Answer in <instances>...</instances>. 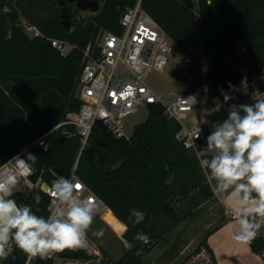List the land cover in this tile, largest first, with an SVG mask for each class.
<instances>
[{
	"label": "trees",
	"instance_id": "16d2710c",
	"mask_svg": "<svg viewBox=\"0 0 264 264\" xmlns=\"http://www.w3.org/2000/svg\"><path fill=\"white\" fill-rule=\"evenodd\" d=\"M100 1L102 8L86 16H80L74 0L67 1L72 7V26L67 29L58 0H47L41 7L35 0H0V163L32 144L67 113L80 109L76 84L84 51L99 31L122 32L123 12L137 3ZM5 4L9 13L2 11ZM142 7L190 59L187 91L197 93L206 87L216 97L221 87L228 89V82L236 84L264 71V0H142ZM23 20L43 35L30 36ZM9 29L10 40L5 39ZM50 38L65 40L74 48L63 55ZM147 108L146 120L135 125L129 138L116 137L98 122L86 149H81L78 134L66 136L61 131L49 137L47 150L36 144L31 147L34 181L42 175L50 183L76 167L77 175L120 221L116 220V229L133 249L123 246L119 260L103 250L100 264H143V258L168 231L194 217L214 197L196 154L176 137L180 123L167 116L161 102ZM66 128L76 130L73 125ZM14 196L18 203L31 204L38 215H48L46 193L41 192L38 199L25 191ZM132 208L145 213L142 223H135ZM137 232L149 234V242L135 240ZM249 244L264 262L262 234ZM201 245L209 247L207 238ZM141 247V254L136 255ZM59 255L77 254L67 250ZM14 256L11 264H22L23 252L16 250Z\"/></svg>",
	"mask_w": 264,
	"mask_h": 264
},
{
	"label": "built area",
	"instance_id": "2783aa9c",
	"mask_svg": "<svg viewBox=\"0 0 264 264\" xmlns=\"http://www.w3.org/2000/svg\"><path fill=\"white\" fill-rule=\"evenodd\" d=\"M120 24L122 25V32L101 30L84 51L83 63L76 84V95L82 102L80 109L67 113L60 123L42 134L32 144L25 146L12 157L0 163V178H3L16 172L15 164L13 162L7 163L9 160L17 155L25 157V162L30 167L21 168L20 171L27 173L26 178L32 182V187L29 189L25 185V177L16 176L17 183L13 188V195L18 191H25L32 193V199H38L41 192L46 193L49 197L48 214L55 212L57 206V200L51 189L54 181L46 182L42 175L36 181L32 179L35 171L27 155L28 153L32 154L31 147L34 144L47 150L49 137L61 131L66 136L78 134L81 138V149H86L92 130L98 122L105 125L116 137L129 138L131 134L126 129L127 118L150 103H163L146 82V77L151 72L165 71L171 59L175 57L176 51L179 50L178 45L143 9L142 0H137L133 7H129L123 12ZM24 27L30 36L43 35V32L36 26L25 23ZM50 41L63 55L68 54L74 48L73 44L62 39L50 38ZM242 51H246V48L243 47ZM185 62L187 65L190 63L187 56ZM261 76H264L263 70L252 77L243 79L242 81L248 85L245 89L247 94H234L236 99L233 102L251 103L252 95L264 96V79H261ZM242 81L235 85L239 87ZM190 96L197 95L185 91L172 103L163 104L167 116L177 120L181 125L176 134L177 139L186 148L192 150L200 162L206 156L204 137L209 131L202 124L200 132L198 120L203 118L193 114L199 103L193 106L190 101H186ZM222 100L223 97L220 94L219 101L222 102ZM224 110L225 114L218 112L210 118L226 117L227 105H225ZM69 125H73L76 130H68L66 127ZM202 169L205 171L203 167ZM70 173L81 182L78 187L81 196H91L95 199L97 214L101 213L102 207L105 212L109 210L102 199L77 175L76 167ZM209 182L211 185L214 183L210 180ZM214 197L222 199L216 193H214ZM259 233L264 238V227L259 230ZM89 240L90 243L87 248L65 249V251L68 250L77 255L57 254L53 259L48 260L36 258L31 261V264H100L104 259L103 249L90 235ZM11 244L12 242L10 246ZM16 250L19 249H14L5 264H11L12 261H15L14 252ZM23 255L22 264H26L27 257L26 254L23 253ZM179 264H219V262L209 247L201 245L189 252Z\"/></svg>",
	"mask_w": 264,
	"mask_h": 264
},
{
	"label": "clouds",
	"instance_id": "9594fccd",
	"mask_svg": "<svg viewBox=\"0 0 264 264\" xmlns=\"http://www.w3.org/2000/svg\"><path fill=\"white\" fill-rule=\"evenodd\" d=\"M2 11L9 13L11 9L5 4ZM5 39H12L11 29ZM246 87L244 81L239 87L228 82L227 90L220 88L222 102L217 100L202 115L204 118L198 120L200 132L202 124H208L211 129L204 137L206 156L200 164L206 177L214 181L213 192L232 202L226 206V214L230 213L238 222L239 231L234 239L241 243L251 242L264 227V96L252 95L251 103L233 102L234 94H247ZM186 101L193 106L201 102L197 96H190ZM225 105L228 107L226 118L219 122L206 118L224 110ZM34 156L28 153L27 158L34 163ZM24 158L17 155L9 160L7 163L13 162L16 172L0 178V264H5L14 249L26 254V264H31L36 258L53 259L65 249L87 248L89 230L97 212L95 199L81 196L77 187L81 182L73 174L59 175L51 185L57 200L55 212L38 215L31 204L18 203L13 195L16 176L25 177V185L32 187L27 173L20 171L30 167ZM130 215L135 217L136 224L145 219V213L136 208L130 210ZM92 235L102 237L104 229ZM134 239L147 244L150 236L137 232ZM122 243L126 250L133 249L129 240L124 239ZM142 250L137 248L135 254L140 255Z\"/></svg>",
	"mask_w": 264,
	"mask_h": 264
},
{
	"label": "rangeland",
	"instance_id": "374dc122",
	"mask_svg": "<svg viewBox=\"0 0 264 264\" xmlns=\"http://www.w3.org/2000/svg\"><path fill=\"white\" fill-rule=\"evenodd\" d=\"M33 1V0H32ZM39 6L46 5L47 0H35ZM196 1V0H195ZM42 4V5H41ZM37 8V7H35ZM35 12L39 10H34ZM91 11H81L80 16L92 14ZM43 15L47 16L48 12L44 11ZM27 21H23V24ZM201 49L203 50V39L199 33ZM186 54L181 50L176 51V55L171 59L169 66L163 72H151L146 77V82L153 88L155 93L161 98L164 104H170L176 98L183 94L187 85L179 81L174 75V71L178 68H185ZM203 68H205V59L203 58ZM201 99L200 94H196ZM219 100V99H217ZM216 100V101H217ZM225 114V110L219 112ZM148 115L147 106L141 107L137 112L131 114L127 118V132L132 134L135 125L146 120ZM204 128L210 131L208 124H203ZM215 203L200 207L194 217L184 219L179 225L173 227L165 236L156 243L152 251L143 258V264H179L186 255L194 250L197 245L203 241L209 230H212L217 222H213L219 216ZM105 209L102 207L101 213L95 215L89 235L107 251L115 260H119L123 255V239L116 229V219L112 214L104 215ZM216 221V220H215ZM162 223H166L164 218H161ZM104 229V235L97 238L92 235L96 230ZM11 243V241L9 242ZM259 255L249 254L241 257L245 263L261 264ZM261 258V257H260Z\"/></svg>",
	"mask_w": 264,
	"mask_h": 264
},
{
	"label": "crops",
	"instance_id": "0c3cea01",
	"mask_svg": "<svg viewBox=\"0 0 264 264\" xmlns=\"http://www.w3.org/2000/svg\"><path fill=\"white\" fill-rule=\"evenodd\" d=\"M196 94H200L201 102L195 108L193 114L204 118L202 115H204V113H206L209 108L214 106V103L217 99H219V96L213 97L209 95L206 87L199 90ZM206 118L211 119L210 117ZM221 197L222 199L218 197H213V199L209 200L208 202L202 205L204 206L207 203H215L216 207L218 206V208L216 209L218 210L219 216L213 221H211L212 223H208L210 225L213 224V222H217L213 229L209 230V233L206 236L209 248L215 254L219 264H248L247 262L245 263L243 260H241V257L249 254H254L258 256V254H255L251 250L249 242L241 243L234 239L235 233L239 231V225L236 219L232 217L230 213L226 214V206L231 205L232 202L223 196ZM109 211L114 216V218L120 223L115 214L110 209ZM122 227L124 228V226ZM259 259L261 261V264H264L263 259L260 257Z\"/></svg>",
	"mask_w": 264,
	"mask_h": 264
},
{
	"label": "water",
	"instance_id": "95a60500",
	"mask_svg": "<svg viewBox=\"0 0 264 264\" xmlns=\"http://www.w3.org/2000/svg\"><path fill=\"white\" fill-rule=\"evenodd\" d=\"M67 1L73 0H58V4L60 6V12L62 17V23L67 28L70 29L72 26L71 23V15H72V7ZM76 7L81 11H91L98 12L102 8V3L100 0H74ZM173 75L185 85L189 84L190 78L185 68H178L174 71ZM226 118L225 116H218L215 118H211L209 120H216L217 122Z\"/></svg>",
	"mask_w": 264,
	"mask_h": 264
},
{
	"label": "bare ground",
	"instance_id": "6f19581e",
	"mask_svg": "<svg viewBox=\"0 0 264 264\" xmlns=\"http://www.w3.org/2000/svg\"><path fill=\"white\" fill-rule=\"evenodd\" d=\"M111 214V212L108 210V211H106L105 212V214L104 215H107V216H109Z\"/></svg>",
	"mask_w": 264,
	"mask_h": 264
},
{
	"label": "snow or ice",
	"instance_id": "6c2138e0",
	"mask_svg": "<svg viewBox=\"0 0 264 264\" xmlns=\"http://www.w3.org/2000/svg\"><path fill=\"white\" fill-rule=\"evenodd\" d=\"M77 187H79V185Z\"/></svg>",
	"mask_w": 264,
	"mask_h": 264
}]
</instances>
